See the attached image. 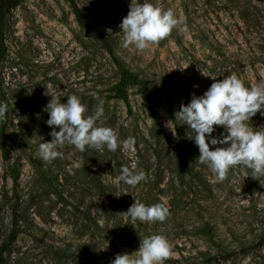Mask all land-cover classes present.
<instances>
[{
	"label": "rangeland",
	"instance_id": "374dc122",
	"mask_svg": "<svg viewBox=\"0 0 264 264\" xmlns=\"http://www.w3.org/2000/svg\"><path fill=\"white\" fill-rule=\"evenodd\" d=\"M76 2L128 68L150 85L180 95L170 106L165 98L148 100L130 86L128 102L110 98L118 69L101 41L79 25L68 0H24L11 9L0 52V104L12 107L8 118L0 115V132L7 125L14 137L8 159L0 148L5 264H54L49 244L66 250L61 264H81L83 258L111 264L117 254L138 250L140 237L152 234L170 244L164 264H203L207 251H219L198 229L203 222L229 250L261 239L257 248L218 258L219 264H264V175L238 166L216 180L199 162L191 129L175 121L181 105L193 94L202 95L213 79L232 72L246 87L264 81V0H151L172 9L181 23L141 51L122 47L119 24L131 2L143 0ZM69 95L80 98L86 116L102 108L97 125L114 130L115 151L86 146L81 152L65 144L55 160L39 158V144L52 139L46 105L51 97L66 102ZM249 126L264 127V111ZM222 131L217 126L213 135ZM129 139L134 143L127 144ZM122 167L143 171L146 179L130 186L119 180ZM95 173L112 186L110 197L97 195ZM5 193L19 201L21 226L8 244L12 215ZM135 201L162 204L168 215L162 222L133 221L124 212Z\"/></svg>",
	"mask_w": 264,
	"mask_h": 264
},
{
	"label": "clouds",
	"instance_id": "9594fccd",
	"mask_svg": "<svg viewBox=\"0 0 264 264\" xmlns=\"http://www.w3.org/2000/svg\"><path fill=\"white\" fill-rule=\"evenodd\" d=\"M179 23L181 21L172 9H162L151 0L131 2L130 10L119 24V33H123L122 47L144 50L149 43L168 36ZM108 31L111 33V29ZM46 109L49 117L46 124L52 129V139L39 144L38 155L42 161L60 157L62 153L58 147L65 144L81 152L86 146L97 150L105 146L110 151L117 149L114 130L97 125L102 108H98L94 115L86 116L80 98L69 95L66 102L51 97ZM6 110L7 105L0 104V115ZM258 111H264V81L246 87L235 73L230 72L221 80L213 79L202 95L193 94L190 102L182 104L175 113V121L191 129L192 140L199 150V162L206 164L215 179L221 181L229 169L238 166L251 169L255 175H264V127L254 130L249 126ZM166 126L169 127V122ZM217 126H221L223 131L214 136ZM126 143L130 145L134 140L129 139ZM210 146L214 147L210 149ZM145 179L143 171L121 168L119 180L130 186H136ZM124 213L133 221L162 222L168 215V209L162 204L145 205L135 201ZM169 255L167 238L152 234L140 237L138 250L131 254H117L111 264H164Z\"/></svg>",
	"mask_w": 264,
	"mask_h": 264
},
{
	"label": "trees",
	"instance_id": "16d2710c",
	"mask_svg": "<svg viewBox=\"0 0 264 264\" xmlns=\"http://www.w3.org/2000/svg\"><path fill=\"white\" fill-rule=\"evenodd\" d=\"M24 0H0V52H3L4 49V29H5V20L7 14L11 9L17 7ZM75 14L76 20L79 25L92 37L101 41L103 46L107 49L109 54L112 57V60L119 72V80L113 88V94L110 95V98L121 99L125 102H128L129 93L128 88L130 86H136L140 93H142L146 99L151 100L154 97L165 98L170 106L173 105V102L180 95L179 91H173L169 88L153 86L148 83V80L145 78L139 77L135 72H133L130 68H128L116 55L114 49L107 38V36L99 30L95 25H93L87 15L83 11V9L78 5L76 0H68ZM7 105L6 112L2 115V119L5 120L8 118L12 107L9 104ZM12 133L9 131L7 125L2 126L0 132V148L2 150V155L4 159H8L10 157V149L9 144L13 140ZM182 165V163H180ZM184 173V172H182ZM13 180L17 181V175L12 174ZM181 181L184 182V176L181 175ZM93 188L95 189L98 196L107 198L110 197L111 185L105 181L99 173H95L92 180ZM4 205H6L11 211V229L9 232L8 242H12L17 235L21 231L20 226V213H19V201L13 196L5 193L3 195ZM201 233L207 236L208 241L211 246L216 247L219 251L216 254H213L211 250L207 251L201 261L203 264H219L218 258L228 259L233 254L237 252H247L248 250L255 249L261 244L260 241H251L250 243H241L239 245V249L229 250L228 246H226L221 239H218L215 236L212 225L209 222H203L200 227H198ZM49 246V251L51 252L52 259L54 260V264H61L63 262L65 254V249L55 245H47ZM84 249V245H82ZM4 249L0 252V264H5L7 262L6 251ZM238 250V251H237ZM81 264H89L86 259L83 258ZM99 264V263H95Z\"/></svg>",
	"mask_w": 264,
	"mask_h": 264
}]
</instances>
